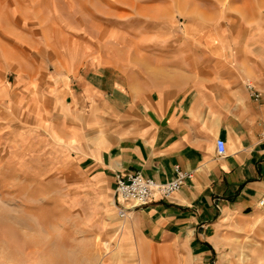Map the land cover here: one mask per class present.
<instances>
[{"label": "crops", "instance_id": "0c3cea01", "mask_svg": "<svg viewBox=\"0 0 264 264\" xmlns=\"http://www.w3.org/2000/svg\"><path fill=\"white\" fill-rule=\"evenodd\" d=\"M250 35H232L205 71L184 80L139 77L120 58L97 56L84 73L73 67L43 85L38 124L58 164L80 178L92 232L109 248L101 264H214L221 218L263 207L264 31ZM177 165L193 174L178 191L119 215L117 174L167 182Z\"/></svg>", "mask_w": 264, "mask_h": 264}, {"label": "rangeland", "instance_id": "374dc122", "mask_svg": "<svg viewBox=\"0 0 264 264\" xmlns=\"http://www.w3.org/2000/svg\"><path fill=\"white\" fill-rule=\"evenodd\" d=\"M255 31L264 0H0V264H101L109 249L92 232L80 178L38 124L48 79L84 73L99 56L139 77L184 80L232 35ZM216 244L214 264H264V206L223 216Z\"/></svg>", "mask_w": 264, "mask_h": 264}, {"label": "built area", "instance_id": "2783aa9c", "mask_svg": "<svg viewBox=\"0 0 264 264\" xmlns=\"http://www.w3.org/2000/svg\"><path fill=\"white\" fill-rule=\"evenodd\" d=\"M248 87L253 89V84L248 83ZM254 96L259 98L260 94L254 92ZM226 150L225 140L219 139L217 141L218 154L225 155ZM175 171V178L167 182H159L141 172L131 173L126 177L117 174L115 198L119 215L125 217L130 210L146 206L153 200L155 195L161 198L170 197L193 175L192 172L183 170L180 165L176 166ZM260 204L264 206V199L261 200Z\"/></svg>", "mask_w": 264, "mask_h": 264}, {"label": "bare ground", "instance_id": "6f19581e", "mask_svg": "<svg viewBox=\"0 0 264 264\" xmlns=\"http://www.w3.org/2000/svg\"><path fill=\"white\" fill-rule=\"evenodd\" d=\"M243 259V258H242Z\"/></svg>", "mask_w": 264, "mask_h": 264}]
</instances>
